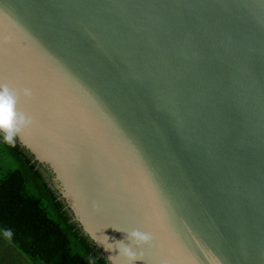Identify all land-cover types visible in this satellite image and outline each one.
<instances>
[{"label": "water", "instance_id": "obj_1", "mask_svg": "<svg viewBox=\"0 0 264 264\" xmlns=\"http://www.w3.org/2000/svg\"><path fill=\"white\" fill-rule=\"evenodd\" d=\"M0 117L110 264H264V0H0Z\"/></svg>", "mask_w": 264, "mask_h": 264}, {"label": "trees", "instance_id": "obj_2", "mask_svg": "<svg viewBox=\"0 0 264 264\" xmlns=\"http://www.w3.org/2000/svg\"><path fill=\"white\" fill-rule=\"evenodd\" d=\"M5 154L19 167L0 172V235L33 264H110L0 117V157Z\"/></svg>", "mask_w": 264, "mask_h": 264}, {"label": "crops", "instance_id": "obj_3", "mask_svg": "<svg viewBox=\"0 0 264 264\" xmlns=\"http://www.w3.org/2000/svg\"><path fill=\"white\" fill-rule=\"evenodd\" d=\"M0 264H33L0 235Z\"/></svg>", "mask_w": 264, "mask_h": 264}, {"label": "rangeland", "instance_id": "obj_4", "mask_svg": "<svg viewBox=\"0 0 264 264\" xmlns=\"http://www.w3.org/2000/svg\"><path fill=\"white\" fill-rule=\"evenodd\" d=\"M19 167V163L13 159L9 154H5L0 157V172L5 173L8 170H12Z\"/></svg>", "mask_w": 264, "mask_h": 264}, {"label": "flooded vegetation", "instance_id": "obj_5", "mask_svg": "<svg viewBox=\"0 0 264 264\" xmlns=\"http://www.w3.org/2000/svg\"><path fill=\"white\" fill-rule=\"evenodd\" d=\"M45 174H46V176L49 178L50 183H51V184L55 187V189L57 190L58 195L60 196L59 190L57 189L56 184L53 182V173H52L49 169L45 168ZM60 197H61V196H60Z\"/></svg>", "mask_w": 264, "mask_h": 264}]
</instances>
